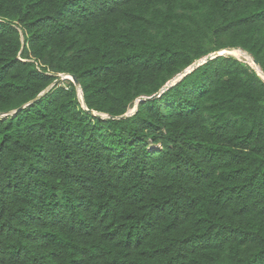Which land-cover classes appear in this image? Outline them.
Here are the masks:
<instances>
[{
    "label": "trees",
    "instance_id": "1",
    "mask_svg": "<svg viewBox=\"0 0 264 264\" xmlns=\"http://www.w3.org/2000/svg\"><path fill=\"white\" fill-rule=\"evenodd\" d=\"M229 48L264 0H0V264H264L263 77L162 91Z\"/></svg>",
    "mask_w": 264,
    "mask_h": 264
},
{
    "label": "water",
    "instance_id": "2",
    "mask_svg": "<svg viewBox=\"0 0 264 264\" xmlns=\"http://www.w3.org/2000/svg\"><path fill=\"white\" fill-rule=\"evenodd\" d=\"M238 49H241V48H229V49H225V50H223V51L213 53V54H211V55L205 57L204 59L197 61V62L194 63L192 66H190L188 69H186L184 72H182L181 74L177 75L174 79H172L171 81H169L168 84L164 87V89H163L162 91H164L165 89L169 88L170 86H173L174 84H176V82L179 81L183 76H185L186 74H188L189 72H191L194 68L198 67L199 65H201V64H203V63H205V62H207L208 60H210V59H212V58H214V57H216V56H218V55H222V54H225V53H228V52H229V54H230V52H232L233 50H238ZM241 50H242V49H241ZM243 51H244V50H243ZM247 53H248V52H247ZM250 55H251V54H250ZM251 56H252V55H251ZM252 58H253V57H252ZM253 61H254V64L260 66V65H259V62H258L256 59L253 58ZM245 62H246V61H245ZM256 70H257V69H256ZM261 71H262V70H261ZM258 73H259V75L262 76L263 79H264V73H263V71H262V74H261L259 71H258ZM61 79H69V80L73 81V83L77 86V88H79V90L81 89V87H80V82H79L78 78H77L75 75H72V74H61V75L59 76V79H57V80L55 81V83H57V82H58L59 80H61ZM162 91H161V92H162ZM161 92H159L158 94H156V95H154V96H152V97H147V98H145V97H141V98L137 101V105H136V107H135V110H134L132 113L129 112V113H127V114H125V115H122V116H120V117H117V118H125V117H128V116L134 114V113L137 111V108H138V102H139V101L146 100V99H152V98H155V97H157L158 95H160ZM43 94H45V92L42 93L41 95H43ZM82 97H83V94H82ZM23 108H24V106L21 107V108H19L18 110L20 111V110H22ZM88 111H89L90 113H92V114H94V115H97V116H100V117H104V116H105V115H103V114H101V113H97V112H95V111H93V110H88ZM2 116H4V114H3ZM115 118H116V117H115Z\"/></svg>",
    "mask_w": 264,
    "mask_h": 264
},
{
    "label": "bare ground",
    "instance_id": "3",
    "mask_svg": "<svg viewBox=\"0 0 264 264\" xmlns=\"http://www.w3.org/2000/svg\"><path fill=\"white\" fill-rule=\"evenodd\" d=\"M232 55H234V56H237V57H242V58H245V59H247L249 62L248 63H252V64H254V61H253V58H252V56L249 54V53H247L246 51H243V50H241V49H238V50H233L232 52H230ZM254 66H255V69H257V71H259L261 74H262V71H261V68H260V66H258V65H256V64H254ZM80 94H81V96H82V90L80 89Z\"/></svg>",
    "mask_w": 264,
    "mask_h": 264
},
{
    "label": "rangeland",
    "instance_id": "4",
    "mask_svg": "<svg viewBox=\"0 0 264 264\" xmlns=\"http://www.w3.org/2000/svg\"><path fill=\"white\" fill-rule=\"evenodd\" d=\"M225 54H229V52L228 53H225ZM231 54V53H230ZM232 55V54H231ZM237 57V56H236ZM237 58H239V59H241V60H243V61H246L247 63L249 62L247 59H245V58H240V57H237ZM250 65H252L254 68H255V66H254V64H252L251 62L249 63ZM136 105H137V102H136ZM136 105H135V107H136ZM135 107L132 109V110H130V113H132L134 110H135Z\"/></svg>",
    "mask_w": 264,
    "mask_h": 264
}]
</instances>
